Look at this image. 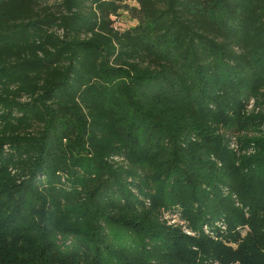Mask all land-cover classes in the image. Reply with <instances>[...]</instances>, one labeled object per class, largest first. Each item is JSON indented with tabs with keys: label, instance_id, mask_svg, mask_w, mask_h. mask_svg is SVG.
I'll list each match as a JSON object with an SVG mask.
<instances>
[{
	"label": "trees",
	"instance_id": "1",
	"mask_svg": "<svg viewBox=\"0 0 264 264\" xmlns=\"http://www.w3.org/2000/svg\"><path fill=\"white\" fill-rule=\"evenodd\" d=\"M260 76L264 0H0V166L15 171L0 264H35L21 258L26 219L51 223L60 200L80 220L78 264H264ZM255 126L238 159L221 130ZM161 207L192 234L147 221Z\"/></svg>",
	"mask_w": 264,
	"mask_h": 264
},
{
	"label": "rangeland",
	"instance_id": "2",
	"mask_svg": "<svg viewBox=\"0 0 264 264\" xmlns=\"http://www.w3.org/2000/svg\"><path fill=\"white\" fill-rule=\"evenodd\" d=\"M55 0H42V4L52 5ZM122 26L123 27H132L135 25V22H132L126 16L124 15L122 17ZM260 73L253 76L252 81L250 84L253 87L254 85L258 84L257 77ZM165 79H170L168 76L165 77ZM260 79L264 81V76H260ZM130 81L126 80L123 84H128ZM137 85V82L135 83V86ZM164 82L163 84H145L140 86L141 90L143 91L140 97L142 98L141 102H146L149 99L147 98L146 94H150L153 97L155 95L161 94L163 91H158L159 89H167L169 88L168 85H166ZM262 85V84H261ZM130 87H134L131 82L129 83ZM151 87L153 90L150 92L147 88ZM258 87V86H257ZM135 88H132L133 90ZM263 88H261L262 90ZM129 89L122 90V93L120 94L121 101H127L128 97L126 95V92ZM225 92V91H224ZM154 101V100H151ZM157 110V109H155ZM252 111L256 112L255 110V101L254 99L250 98L248 99L246 105H245V112L246 114L251 113ZM158 112V111H157ZM260 128V126H255L254 128H249L247 130L241 131H231L226 130L225 133H222L223 129L221 130V135L224 139V143L227 146V149L232 151L234 155L237 156L238 159L242 157L243 154H252V148H246L245 151L240 152L241 147L239 146L238 139L240 135L244 137H258L260 136V131L257 130ZM109 142H105V145L108 146ZM104 146V145H102ZM215 159V158H214ZM212 158V161L214 160ZM214 164L220 168L221 164L219 161L214 160ZM15 171L11 169H5L3 166H0V193L6 189V186L10 183L11 178L14 176ZM222 192L224 196L229 197L232 201H234V204L236 207L240 208L243 213L248 212L247 207H243L237 195L229 191L227 188H222ZM40 206V205H39ZM72 206V203H70L69 200H60L57 205H55L52 208V222L45 224L43 216H41L39 213H36L34 216V220L26 219V225H30L32 228L29 230L22 231V246L23 251L21 253V258L23 262H35V264H78L81 254L80 251H77V246L80 249V244L78 241V238L75 236L77 235L76 232L72 233V222L76 223V227L78 228L80 225V220L78 218H75L74 216H71L69 211V207ZM49 207L48 202L42 205V210L47 211ZM35 210V209H34ZM49 212V211H48ZM47 212V213H48ZM145 215V214H144ZM248 218L249 213L245 214ZM31 214L29 217H32ZM142 214H137L138 217H142ZM147 221H150V218L152 221H155L160 223L161 225L179 230L180 233L183 235H190L192 234L190 229H188L186 226L183 225L182 220L179 217V214L172 209L168 210L166 208H154V210H151L147 215ZM76 221V222H75ZM219 227V226H218ZM222 231H225L226 229L224 227H220ZM239 229V228H238ZM78 230V229H77ZM76 230V231H77ZM240 237L241 239L245 238L246 233L249 231L248 227L246 226L244 230L242 228ZM244 231V232H243ZM246 231V233H245ZM71 232V233H70ZM24 233V234H23ZM29 234L25 235V234ZM208 234V233H207ZM75 235V236H74ZM209 235V234H208ZM76 239V240H75ZM77 245V246H76ZM73 246V247H72Z\"/></svg>",
	"mask_w": 264,
	"mask_h": 264
},
{
	"label": "built area",
	"instance_id": "3",
	"mask_svg": "<svg viewBox=\"0 0 264 264\" xmlns=\"http://www.w3.org/2000/svg\"><path fill=\"white\" fill-rule=\"evenodd\" d=\"M220 227H223V226H221V225H219Z\"/></svg>",
	"mask_w": 264,
	"mask_h": 264
}]
</instances>
